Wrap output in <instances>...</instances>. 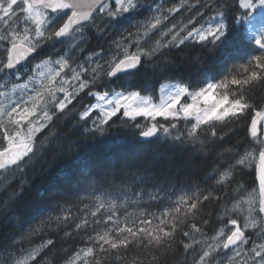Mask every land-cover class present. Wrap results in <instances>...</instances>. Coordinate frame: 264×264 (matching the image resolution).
I'll return each mask as SVG.
<instances>
[{"label":"snow or ice","instance_id":"6c2138e0","mask_svg":"<svg viewBox=\"0 0 264 264\" xmlns=\"http://www.w3.org/2000/svg\"><path fill=\"white\" fill-rule=\"evenodd\" d=\"M237 25L226 72L208 79L203 68ZM233 54L241 61L227 67ZM183 64L202 66L198 82L161 83L158 100L134 83ZM257 90L264 0H0V264H57L58 241L77 238L58 264H264ZM113 130L169 150L89 151ZM65 161L37 221L19 217L36 180Z\"/></svg>","mask_w":264,"mask_h":264},{"label":"trees","instance_id":"16d2710c","mask_svg":"<svg viewBox=\"0 0 264 264\" xmlns=\"http://www.w3.org/2000/svg\"><path fill=\"white\" fill-rule=\"evenodd\" d=\"M242 34V28L240 25L236 26V30L230 34L231 43H226L224 46L219 49L214 58L208 60L207 67L203 68L206 72L208 79H211L215 76L217 79L220 78L221 75L226 72L227 68L225 67V57L229 55V53H234V45H238L240 43V36ZM97 41L93 39L91 45L94 47ZM244 44L247 45L244 48V52L255 53L256 49L253 45L248 44L247 41H244ZM186 55L191 58L198 54L197 48H190L185 50ZM246 58V57H245ZM241 61V57L239 55L233 54L231 57V61L227 64V67H231L232 63H239ZM202 68L200 65L192 64L191 66L187 64H183L180 69H169L163 73H157L156 75L152 74L151 69L147 71V73H140L136 78H134V83L137 87H143L147 89V91L154 96V98L158 95V87L161 83H164L168 80H188L191 79L193 82H198V71ZM131 82V81H130ZM119 83V82H118ZM129 84L126 83L125 87H128ZM116 87V85H113ZM260 90H257V95H262ZM90 102H94V99L91 97L86 98ZM245 133L240 131L237 137L234 139L243 138ZM104 143L100 145L93 146L89 151L91 152H101L111 150L112 152H127L131 155L140 156L146 152H156V153H167L169 150V146L167 143L161 142L153 145H145L143 142H138L134 137L127 134L125 131L121 130H113L107 137L102 138ZM176 164L181 166L186 163V158L183 154L177 153L175 156ZM197 167L201 169V175L203 172L208 170V165L206 164H197ZM69 162H61L56 165L46 176L40 177L33 184L32 188L28 191L25 200L21 202L20 207L18 208V216L31 222L35 223L37 221L38 214L35 211L36 205L40 202L42 198H44L45 194L49 193L53 188L59 187L62 182L64 175L68 171ZM241 178L245 183V186L250 189L253 187V171L246 170L244 173H241ZM188 180H182L183 185L188 184ZM146 199V198H145ZM131 210V209H130ZM159 208L156 205H153L152 211H158ZM215 225L213 226V228ZM211 234V231H210ZM39 242V238L37 241ZM5 241L0 240V246H3ZM80 244V240L77 238L75 241H58L57 249L51 254L57 258V264L59 258L63 257L64 253L62 252L63 248L75 247ZM171 264V262H170Z\"/></svg>","mask_w":264,"mask_h":264},{"label":"rangeland","instance_id":"374dc122","mask_svg":"<svg viewBox=\"0 0 264 264\" xmlns=\"http://www.w3.org/2000/svg\"><path fill=\"white\" fill-rule=\"evenodd\" d=\"M156 99L158 100V95H157ZM94 102H95V101H94ZM249 170H251V169H249ZM250 189H251V188H250ZM250 189H249V190H250Z\"/></svg>","mask_w":264,"mask_h":264},{"label":"bare ground","instance_id":"6f19581e","mask_svg":"<svg viewBox=\"0 0 264 264\" xmlns=\"http://www.w3.org/2000/svg\"><path fill=\"white\" fill-rule=\"evenodd\" d=\"M79 239V238H78Z\"/></svg>","mask_w":264,"mask_h":264}]
</instances>
